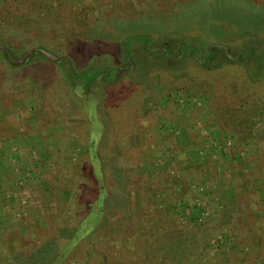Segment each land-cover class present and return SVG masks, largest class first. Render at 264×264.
<instances>
[{
	"label": "rangeland",
	"instance_id": "374dc122",
	"mask_svg": "<svg viewBox=\"0 0 264 264\" xmlns=\"http://www.w3.org/2000/svg\"><path fill=\"white\" fill-rule=\"evenodd\" d=\"M190 1L198 0H57L68 8L80 5L88 12V23L104 33L112 32L116 23L132 28L141 22L139 31L112 43L106 38L98 46L101 50L80 42L77 22L69 17L65 24L47 13L24 14L16 16L14 27H2L3 37L14 44L6 45L12 47V58L42 49L93 74L108 71L110 75L98 78L111 89L89 86L83 91L75 81L68 90L62 67L50 68L39 56L19 67L7 66L0 56V264H9L1 258V250L12 255L16 241L30 247L29 223L36 234L50 237L84 212L86 205L76 193L91 189L88 165L104 171L103 186L112 194L124 189L123 210L139 219L114 227L120 213L111 207L105 212L104 228L85 237L84 259L110 264L123 252L122 245L109 248L112 242L135 231L144 233V227L152 228L157 221L170 240V251L181 255L178 258L194 256L200 262L216 255L228 263L235 257L237 264H264V237L252 230L256 223L264 225V199L255 178L264 173V107L248 104L252 91L239 89L264 76V58L253 60L247 53L256 57L264 50L262 21L247 9L226 14L219 24L207 11L192 16L198 8ZM185 2L191 5L185 7ZM200 2L206 8L212 4ZM255 2L264 7V0ZM238 6L231 1L219 8L241 11ZM160 13L168 17L162 19L166 15ZM257 17L259 29L240 40L209 41L228 24H246ZM168 18L173 20L169 23ZM127 42L129 47L124 46ZM0 45L5 47L2 41ZM67 47L79 52L68 56ZM204 47L213 49V55L208 52L212 58L202 70L194 62L200 67L204 63ZM191 48L199 51L192 54ZM121 67L128 70L114 82ZM43 79L48 82L46 90ZM79 79L87 82V71ZM259 91L263 94L264 89ZM56 93L64 96L60 99ZM238 98L239 102L230 104L229 99ZM101 99L129 108L128 119L115 111L114 123L110 113L105 114L106 133L112 137L115 130L123 133V139L112 140L107 156L99 144L89 147L86 140L88 124L94 133L102 127L101 120L89 123L80 108L81 103L90 102L92 107ZM260 99L264 103V97ZM239 119L245 120L240 126ZM90 148L93 158L87 154ZM84 259L80 256L71 263L85 264Z\"/></svg>",
	"mask_w": 264,
	"mask_h": 264
},
{
	"label": "trees",
	"instance_id": "16d2710c",
	"mask_svg": "<svg viewBox=\"0 0 264 264\" xmlns=\"http://www.w3.org/2000/svg\"><path fill=\"white\" fill-rule=\"evenodd\" d=\"M56 1L57 0H1L0 1L1 2L0 3V41L3 42L10 56L12 55L9 49L12 47L9 48L7 46L8 45L12 46L14 44L10 42V40L7 41V39L3 37L5 33L2 30V27H7V28H11V26L14 27L16 16H23L24 14H32V15H35L36 17H39L40 14L47 13L49 17L57 18L60 21L63 20L65 24H67L66 19L69 17L70 19H73L74 22H77L76 26H78L77 32H78V37L80 38V42H84L85 44L93 43L96 49H99L98 46L104 43L106 38H108L112 43L114 41H117L119 37L126 36L127 33L129 32H135L136 30L138 31L141 30V26L139 25L141 22L138 25L137 24L134 25L135 27H132V28L129 25H126V24L123 25V22H121L122 24L116 23V25H112L113 27L112 32L104 33V31L102 32L98 30L97 26L92 27L88 23V12L84 11L80 5H75V6L68 8L67 6L64 7V6L58 5ZM231 1H236V3L239 5L238 7H240L238 10H241V11H235V9H231L229 10V12H225L224 11L225 9L219 8L221 5H224V2L225 3L227 2L228 4ZM251 2L256 5H253ZM191 3L196 4V6L194 7L198 8L194 15L193 13L191 14L192 16H199V14L202 15L203 12L207 11L208 13L212 15L214 21H216L219 24L220 23L222 24L224 20L223 17L226 14L243 13V12H247V9H248V11L253 12L256 16L261 18V21H262L261 29L264 30V7L259 6L255 2V0L254 1H251V0H209V4L211 3L212 4L208 8L205 7L206 5L204 4L202 5L200 0L191 2ZM191 3L188 4L187 2H185L184 6L185 7L190 6ZM203 3L205 2L203 1ZM213 3L216 4L217 7ZM21 5L30 6L31 8H28L27 10H25V8H22L21 10L20 7H18ZM7 10L9 11L7 12ZM24 11H26L27 13H25ZM165 15L166 17H162V19L163 18L166 19L168 17V13L159 14V16H165ZM258 17L257 19L253 18V20H251L250 23H246V24L243 23L241 25H236L235 23H230L227 25L229 27H226L225 29L222 30L223 31L222 34H220L219 36L213 34L209 41H214V42L219 41L222 43H229L230 41H233V40L234 41L238 39L240 40L242 36L246 35V33L251 34L255 30L259 29V27L257 28V26L255 25V22L259 20ZM172 20L173 19L168 18L167 22L170 23ZM116 21L119 22L118 20ZM189 31L192 32V34H194L195 36L199 35V32H196L193 30H189ZM244 31H249V32L243 33ZM181 32L187 33L188 31H181ZM14 35H16L15 32L13 33V36ZM129 36H132V34H130ZM145 37L148 38V36H145ZM137 38H140V37L137 36ZM124 46L129 47L128 42L124 44ZM143 46H145V44ZM25 47H31V44L25 45V46L23 45L21 46V49L24 50ZM68 48H70L71 50H69ZM75 48L76 47H67L66 48L67 55L68 56L70 55L72 57V55L75 54L76 56L77 53L79 52V49L75 50ZM87 48H90V47H87ZM249 48H250L249 51L256 50L255 47H249ZM190 50H192V48ZM212 50L213 49H210V47H204L203 50H201L203 51L202 53H204V56H205L204 63L201 65V67L197 65L195 62H194V65L197 68H200L203 70L202 67H204L206 65V62L212 58V55H213ZM197 51L199 50L193 49L191 53L194 54ZM208 52L212 53V55L209 57H207ZM90 53H94V52L92 51ZM90 53H86L87 56H89L88 54ZM247 53L251 55L253 60L257 59L258 61H261L264 58V53L260 54V56L257 55L256 57L254 54H252V52H247ZM0 56L2 58V62L6 64L7 66H10L3 59L1 53H0ZM34 56L41 57V59H43L45 63H47L46 65H48V67L50 68L62 67L64 69L65 75L64 76L61 75V76L65 83L66 89L68 90L70 89L71 82L73 83L75 81L80 83L79 85L81 86L83 91L86 90L89 86L91 87L97 86V87H100L101 90L102 88L111 89V87L109 86V83L103 82V80L98 78L100 75L105 76V77L108 76L109 74L108 71L95 70L93 74L91 73V70L85 67L76 68L70 62H69V67H70V70H69L65 67L64 62L57 64V63H52L48 61L40 54H35ZM111 70H112V73L115 71V69H111ZM86 71H87L88 81L84 82L82 79H79V78H80V75ZM101 72H105V74L103 73L104 74L103 75ZM44 77H47V76L44 75ZM95 77L96 79H93ZM112 79L110 81H112ZM247 82L239 85L240 87L239 89L240 90L243 89L246 91L247 90L252 91L251 95L254 97H251V99L247 101L248 104L255 105L258 107H261L263 105L262 107H264V103L260 99V96L264 97V92L262 94L261 91H259L261 88L264 89V76L255 81L250 80ZM47 83L48 82H45V79L42 80L41 84L43 85V88H45V90L49 88L47 86L48 85ZM37 86L39 87V85ZM48 95L52 96L53 94L51 92V94H48ZM55 95H57L60 99H61V96H64L58 93H56ZM229 101L232 102L230 104H233V103L239 102V98L229 99ZM257 102L258 104H256ZM95 103H98V104H95V105L93 104L92 107H90L89 106L90 102H88L87 105H82L81 103V106H80V103L78 102L81 108V111L84 112V115L86 117L87 116L89 117L87 118L89 123L91 121H95V118L101 120L102 122L100 123L102 127L96 130V132L94 133L92 132V129L90 128L88 124V134H87V139H86L89 141L88 146L91 147L95 143L99 144L98 148H100L101 150H104V153L107 156L109 154L108 148L110 144L112 145V142H113L112 140L113 139L114 140L123 139V136H122L123 133H122V129L120 130L121 132H118V130H115L113 133L115 134L114 137L109 136L106 133L105 127L107 124V120H105V114L107 115L109 112L110 113V115L108 116L109 120H112L114 123L115 116H113L112 114L115 111H117L118 113L121 114V116L124 119H128L129 108L121 104H120L121 105L120 107H116L115 103L108 102V99L107 101L105 99L104 100L101 99L99 102L95 101ZM89 107L90 109H88ZM134 110L135 108L132 109V111ZM228 116L229 117L232 116V111H229ZM242 121H245V120L239 119V121L237 122L238 126L242 124ZM124 127L125 125H121V128H124ZM92 151L93 150L90 148L89 151L87 152L90 158H93V155L91 153ZM133 151L135 155H141V152H137V150H134V149ZM123 161L125 162L126 158L123 157ZM132 163L135 164V166H138V167L140 166L138 163L136 164L134 161H132ZM87 167H90L91 172H92V176L90 179L91 189H88L87 191H83L81 195L80 193H78V191L76 193L77 198L80 197L78 198V201L81 203H83L84 201V204L86 205V207L84 208V212L81 211L79 216L76 219L71 220L66 228L62 227L61 232H56L55 234H52V236L50 235V237H46V235L41 236L40 234H36L37 229L34 227L32 223H29L27 230L30 232L29 237H33L32 238L33 240L29 242L30 247L21 246L19 243L20 241H16L13 244L14 251L12 255H11V251H7V249L4 251V249H2L1 258H3L9 264H70L73 261H79L80 256L83 257L84 259V254L82 252V247H83L82 244L84 243L83 241L85 240V237L91 234L93 231L102 230L104 228L105 224L108 223L105 212L109 210L111 207H116L120 213L119 216L116 218V221L114 222V227L121 225V223L125 220L129 222L131 221L134 222L139 219V216L135 215V213H130L131 211L123 210L124 209V206H123L124 199L121 198V195H123L124 189L120 191L119 195L117 193L112 194V192L109 191L108 188H105L103 186L102 179L103 177H105L104 171L100 170L99 166L97 167L95 165L94 166L88 165ZM87 167L85 169H87ZM80 171H81V174L84 173V169ZM255 178L256 180L259 181L260 192H262L261 200H263L264 199V195H263L264 194V173H261ZM108 194H110V196ZM153 224L155 225H153L152 228L144 227L145 229L144 233L135 231V233H133L132 235L133 237L128 235L125 237L124 240L116 239L114 242H112L113 245L110 244L109 248L116 249L118 248L117 247L118 245L119 246L122 245L123 252L118 254V257L116 255V258L110 261V264H237L235 257L231 261V263H228L226 261L221 260L220 257L218 259L216 255L208 256L207 258H202L200 262H199L200 259L198 258L196 259L194 256L188 258L187 255H184L182 256V258H178L177 257L179 256L178 254L176 255L170 251V247H169L170 245H168L170 240L167 241L166 238L163 236V234L165 233L163 231L164 227L162 223L155 221V223ZM148 226H151V225L148 224ZM38 228L42 229L43 227H38ZM116 229H119V228H116ZM252 230L255 233L257 232V234L260 231V236L264 237V225L262 222L256 223L254 226H252ZM33 235L36 236V238H34ZM119 242L120 244H118ZM142 242L144 243L142 244ZM145 245L147 247H144V248L140 247V246L143 247ZM18 246H21L23 250L21 249V247L19 248ZM135 247H136V250H134ZM131 252H133L134 254H132ZM133 255H134V258H133ZM84 260H85L84 261L85 264H95L93 259L91 260L84 259ZM100 261H101L100 264L106 263V260L103 261L100 259ZM71 264H77V263H71Z\"/></svg>",
	"mask_w": 264,
	"mask_h": 264
},
{
	"label": "water",
	"instance_id": "95a60500",
	"mask_svg": "<svg viewBox=\"0 0 264 264\" xmlns=\"http://www.w3.org/2000/svg\"><path fill=\"white\" fill-rule=\"evenodd\" d=\"M0 53L3 57V59L10 65V66H13V67H19V66H22L24 65L25 63H27V61L33 57L35 54H40L42 55L45 59H47L48 61L52 62V63H61V62H64L65 63V67L67 69L70 70V67H69V63L67 61V59L63 56H55L53 54H50L42 49H38V48H35V49H30V50H27L25 51L19 58H12L7 49L5 47H3L2 45H0ZM128 68H125V67H121V69L118 70L117 74H116V77L114 79V82H116V80L119 78L120 74L124 71H127Z\"/></svg>",
	"mask_w": 264,
	"mask_h": 264
},
{
	"label": "flooded vegetation",
	"instance_id": "af4514ba",
	"mask_svg": "<svg viewBox=\"0 0 264 264\" xmlns=\"http://www.w3.org/2000/svg\"><path fill=\"white\" fill-rule=\"evenodd\" d=\"M144 47H146V46H144ZM212 47H213V46H212ZM263 49H264V48H263ZM165 52H166V50L163 51V53H165ZM259 53H260V54L264 53V50H263V51H260V50H259ZM165 55H166V54H165Z\"/></svg>",
	"mask_w": 264,
	"mask_h": 264
}]
</instances>
